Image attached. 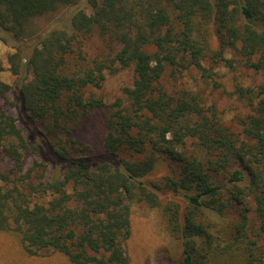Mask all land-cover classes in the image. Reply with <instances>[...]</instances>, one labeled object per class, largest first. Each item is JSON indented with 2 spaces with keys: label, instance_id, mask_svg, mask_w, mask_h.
<instances>
[{
  "label": "trees",
  "instance_id": "trees-1",
  "mask_svg": "<svg viewBox=\"0 0 264 264\" xmlns=\"http://www.w3.org/2000/svg\"><path fill=\"white\" fill-rule=\"evenodd\" d=\"M78 2L0 0V38L16 49L0 97L40 130L33 141L0 107V231L30 254L129 264L130 214L144 204L180 242L177 264H264V82L234 75L232 91L249 107L237 131L202 93L165 83L168 67L215 86L217 67L264 72V0ZM64 8L63 21L42 25ZM93 33L116 49L90 55ZM125 68L132 83L111 102L89 90ZM95 110L104 112L100 154L78 137Z\"/></svg>",
  "mask_w": 264,
  "mask_h": 264
},
{
  "label": "rangeland",
  "instance_id": "rangeland-1",
  "mask_svg": "<svg viewBox=\"0 0 264 264\" xmlns=\"http://www.w3.org/2000/svg\"><path fill=\"white\" fill-rule=\"evenodd\" d=\"M79 6H87V0H79ZM68 8L58 12L53 17L45 18L42 25L51 26L56 21H63ZM105 38L98 33L86 36L85 49L90 55L105 51L115 50V43L109 45ZM30 38H23L18 46L26 48L25 44L31 42ZM17 47V46H16ZM16 49L8 45L0 38V78L8 84H12L15 78L8 70V55ZM218 70L220 78H216L221 85L215 86L212 78H205L195 69L171 74V67L165 73V83L168 88H186L198 91L204 95L206 100L214 102L219 111L223 112L226 123L234 130H240L237 122L238 116H243L249 111V107L243 99L232 91L233 77L242 84H258L264 82V72L252 70L231 72L228 68L220 67ZM133 80L132 68L120 69L116 73H107L106 79L101 87H91L90 91L102 96L106 102H111L121 94L124 85H130ZM88 92V90H87ZM9 101H16L12 92L7 93ZM0 107L18 118L19 124L26 123L30 128L33 141H38L39 126L28 123L18 108L0 97ZM104 130V112L95 110L92 117L87 120L78 131V137L88 143L95 154L101 153V137ZM166 171L165 166L159 167L152 177L159 176ZM249 211V219L252 228L258 225V219L254 213V204ZM235 217V214H234ZM131 233L124 244L129 264H177L179 262L181 245L177 239L172 238L164 230L163 216L159 209H151L144 204H135L130 214ZM264 244V241L262 242ZM0 264H71L61 253L52 249H43L36 254H30L12 235L0 231Z\"/></svg>",
  "mask_w": 264,
  "mask_h": 264
}]
</instances>
